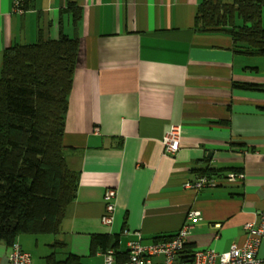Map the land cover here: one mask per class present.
Masks as SVG:
<instances>
[{
    "label": "crops",
    "instance_id": "crops-1",
    "mask_svg": "<svg viewBox=\"0 0 264 264\" xmlns=\"http://www.w3.org/2000/svg\"><path fill=\"white\" fill-rule=\"evenodd\" d=\"M201 2L33 0L16 14L11 0H0V70L14 45L60 34L78 40L63 132L78 187L56 234L17 238L31 264H60L70 255L79 264H104V253H126L135 233L142 245L171 239L189 209L200 220L182 257L227 252L242 244L245 224L257 222L264 211V91L236 85L264 86V56L235 53L226 34L195 31ZM69 3L80 9L76 26ZM171 125L181 127L174 156L162 146ZM227 173L244 178L228 183ZM202 175L215 186L182 188ZM108 189L116 192L109 227L100 221ZM9 253L0 242V264H10ZM256 257L264 264V240Z\"/></svg>",
    "mask_w": 264,
    "mask_h": 264
},
{
    "label": "trees",
    "instance_id": "trees-1",
    "mask_svg": "<svg viewBox=\"0 0 264 264\" xmlns=\"http://www.w3.org/2000/svg\"><path fill=\"white\" fill-rule=\"evenodd\" d=\"M32 1L23 0L24 9ZM66 11L76 26L80 9L69 3ZM193 29L228 35L237 54L264 56V0H202ZM77 53L78 40L61 34L57 39L40 36L33 43L3 52L0 242L7 247L24 234H56L75 198L78 174L65 163L63 132ZM236 87L264 91V86L255 84ZM200 173L209 174L208 170ZM95 240L100 242V238ZM192 256H179V263L190 262ZM127 258L128 251L114 252L115 264ZM60 264H79V259L70 255Z\"/></svg>",
    "mask_w": 264,
    "mask_h": 264
},
{
    "label": "built area",
    "instance_id": "built-area-1",
    "mask_svg": "<svg viewBox=\"0 0 264 264\" xmlns=\"http://www.w3.org/2000/svg\"><path fill=\"white\" fill-rule=\"evenodd\" d=\"M12 12L21 14L24 12L23 0H11ZM181 127L171 125L163 136L162 146L164 154L174 156L180 147ZM242 174L227 173L224 179L228 183H235L243 180ZM215 186L214 178L198 176L193 180L186 181L182 188L187 191H199L206 187ZM116 192L108 189L104 195V213L100 218L104 226H110L113 220ZM200 220V212L189 209L185 216L184 226L169 240L153 243L150 245L141 244V234L135 233L136 239L128 244V258L122 264H261L256 255L261 242L264 240V211L260 212L257 222L245 224L244 240L242 244L233 243L229 250L217 254L212 250L195 251L192 260L187 263L177 262V258L183 251L189 229L192 224ZM104 264H115L114 251L107 250L104 255ZM159 258L160 262H153ZM10 264H31L30 254L24 252L17 242L10 246Z\"/></svg>",
    "mask_w": 264,
    "mask_h": 264
},
{
    "label": "rangeland",
    "instance_id": "rangeland-1",
    "mask_svg": "<svg viewBox=\"0 0 264 264\" xmlns=\"http://www.w3.org/2000/svg\"><path fill=\"white\" fill-rule=\"evenodd\" d=\"M32 261L33 262L35 261V255L34 254L32 255Z\"/></svg>",
    "mask_w": 264,
    "mask_h": 264
}]
</instances>
